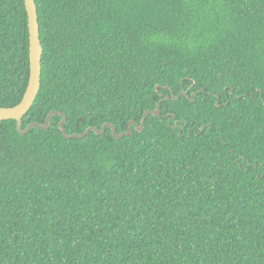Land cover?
Segmentation results:
<instances>
[{"label":"trees","instance_id":"obj_1","mask_svg":"<svg viewBox=\"0 0 264 264\" xmlns=\"http://www.w3.org/2000/svg\"><path fill=\"white\" fill-rule=\"evenodd\" d=\"M35 4L22 129L159 115L0 120V264H264V0ZM28 77L24 0H0V106Z\"/></svg>","mask_w":264,"mask_h":264},{"label":"water","instance_id":"obj_2","mask_svg":"<svg viewBox=\"0 0 264 264\" xmlns=\"http://www.w3.org/2000/svg\"><path fill=\"white\" fill-rule=\"evenodd\" d=\"M24 5L27 13V23H28V34H29V77L27 86L25 88L24 94L21 100L15 104L14 106L10 107H2L0 106V120H7L13 119L16 121V129L17 131L24 135L26 134L31 128L38 127L41 129H47L49 127L50 118L54 114L61 115L62 118L59 121V129L61 130L63 136L66 139L75 138V137H84L90 131H94L96 134H103L106 127H109L112 131V135L114 138H119L123 135H129L131 132L132 126L138 131H141L143 128V124L145 118L148 114H155L159 115V108L158 104L156 108L153 110H145L143 112L142 118L140 123L137 124L135 121L131 120L128 123V129L125 132L116 133L115 127L110 123H104L100 129L89 126L85 129L82 133H72L67 134V131L64 127V122L66 121V114L60 111H50L46 116L45 122L43 124L33 122L28 124L24 129L21 128V121L22 117L28 112L30 107L32 106L36 96L38 94L40 88V78H41V56L43 52V47L41 45L40 34H39V25H38V17H37V7L35 4V0H24ZM158 91V85L155 87ZM169 96H165L164 100H168ZM173 98H176L174 96ZM177 125V123H176Z\"/></svg>","mask_w":264,"mask_h":264}]
</instances>
